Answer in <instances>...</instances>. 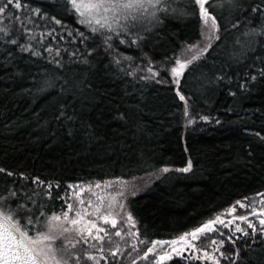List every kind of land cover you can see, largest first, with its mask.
I'll return each instance as SVG.
<instances>
[{
    "label": "trees",
    "instance_id": "obj_1",
    "mask_svg": "<svg viewBox=\"0 0 264 264\" xmlns=\"http://www.w3.org/2000/svg\"><path fill=\"white\" fill-rule=\"evenodd\" d=\"M20 2L23 4L24 0ZM14 3L15 0L10 9L22 20L25 12L15 10ZM258 3L260 0H246L245 8L250 10ZM27 4L49 16L63 17L70 28L85 30L77 18L56 6L57 0H27ZM222 11L229 20L235 15H229L227 7ZM217 18L223 26L225 21L219 15ZM48 23L63 34L60 26ZM256 23L254 20L253 24ZM3 26L12 27L14 32L20 28L19 23L6 15L0 16V27ZM240 30L232 32L238 35ZM199 38L200 22L195 16L170 15L152 29L151 39L142 49L118 42L117 47L120 53L135 58L136 63L144 59V53L159 62L180 49L184 42L192 43ZM222 40L219 48H216L219 42L213 44L196 71L191 75L186 72L181 79L180 90L189 98L191 114L197 116V122L188 127L183 116L184 102L179 100L172 82L160 84L124 77L110 63L111 53H99L91 68L66 64L65 70H61L43 58H30L28 53L17 54L16 59L8 62L0 48V168L58 181L60 188L53 189V196L57 197L65 196L70 184L140 177L167 167L168 172L159 174L128 202L139 229L137 238L142 241L139 245L142 252L133 259L117 257L119 264L133 261L156 264L153 257L170 252L172 239L201 226L236 201L264 193V141L254 135L259 132L264 136V79H258L249 91L238 89L237 82L246 78L251 61L236 63L230 57L234 48L232 34H225ZM63 46L69 49L68 54L61 53L67 61L72 43L65 42ZM260 54L257 47L249 56ZM260 66L257 62L256 67ZM221 69L232 76V81L210 85L201 76L204 73L212 79ZM57 75L64 79L56 80ZM44 79H53L56 86L37 94L36 85ZM64 80L72 85L79 83L73 89L74 96L60 94V85L69 87ZM230 90L237 95L231 96ZM61 104L68 106L69 112L74 108L77 120L57 119ZM119 112H125L127 121L117 118ZM203 115L212 119L200 120ZM216 119L221 123L216 124ZM189 159L192 169L187 173L180 171ZM12 180L13 177L0 173V187ZM27 187H31L30 182ZM53 203L59 211L63 200L57 198ZM214 236L216 233H211ZM226 236L227 233L225 252L239 248L236 264H264V244L246 248L244 241L248 238L241 237L233 246ZM152 241L169 243L157 244V253L142 259ZM109 257L102 264H114L112 256ZM163 264H195V261L174 259Z\"/></svg>",
    "mask_w": 264,
    "mask_h": 264
},
{
    "label": "snow or ice",
    "instance_id": "obj_2",
    "mask_svg": "<svg viewBox=\"0 0 264 264\" xmlns=\"http://www.w3.org/2000/svg\"><path fill=\"white\" fill-rule=\"evenodd\" d=\"M245 3L246 0H187V2L185 0H57L56 6L63 13L77 18L78 23L85 26V30L81 31L79 28L67 26L63 17L49 16L40 8H33L27 4V0H24L23 4L20 0H15L14 9H23L25 12L21 20L10 9L13 0H0V16L6 15V18L14 19L20 24V28L15 29V32L10 26L0 27V48L8 62L16 59L17 54L28 53L30 58H43L61 70H65L66 64H82L91 68L99 53L103 52L105 55L111 53L110 63L114 64L124 77L160 84L172 82L176 86L179 100L184 102L183 116L186 126L193 125L197 122V116L191 114L189 98L180 90L181 79L186 72L191 75L196 71L199 62L207 59V54L213 49L214 43L219 42L216 43V48L221 46L225 34H232L234 38V48L230 57L236 63L251 61L246 78L237 82L238 89L249 91L258 79H264V0L252 5L250 10L245 8ZM225 7L228 8L229 15L235 14L231 20L222 11ZM249 12L257 15L252 16ZM170 15L180 18L195 16L200 22L201 40L184 42L180 49L159 62L144 53V59L136 63L135 58L120 53L117 42L142 49L151 39L152 29L163 23ZM218 15L225 21L223 26L221 20L217 18ZM241 15L243 19L240 18ZM254 20L257 21L255 25ZM48 21L60 26L63 34L57 33L56 27ZM241 25L244 26L242 30H240ZM234 29L240 30L238 35L232 32ZM58 36L60 39H57ZM48 37H51V40H48ZM65 42H71L73 48L67 61L61 54L69 53V49L63 46ZM257 47L260 48L261 54L250 57L249 53H255ZM81 48L84 49L83 52L80 51ZM257 62L260 63V67H256ZM201 76L210 85L232 81V76L222 69L214 74L212 79H208L204 73H201ZM55 79L64 78L57 75ZM64 84L69 87L60 85V94L72 93L74 96L73 89L78 88L79 83L72 85L68 80H64ZM55 86L53 79H44L37 83L35 91L40 94ZM88 87L91 85L89 84ZM229 94L233 97L237 95L231 90ZM61 118L72 122L78 117L74 108L69 112L68 106L61 104L57 119ZM117 118L127 121L128 116L125 112H119ZM199 119L210 121L212 118L203 115L199 116ZM215 123L221 122L216 119ZM69 132L71 134V130ZM254 135L264 141V136L259 132ZM192 167V161L189 159L187 166L180 171L187 173ZM158 171L166 173L169 169L164 167ZM0 173H4L5 177H13L10 184L5 183L0 187V264H89V262L99 264L97 255L89 249H97L102 258L108 261L109 257L104 255L105 242L110 245L107 250L113 253L112 261L114 264H119L116 253L120 252V244L114 241L113 236L123 240L125 236L140 235L139 229L134 232L129 231L136 228L137 222L131 211L125 212L127 196L129 194L135 196L139 189L136 184L124 180L123 177L87 183L79 187L78 192L75 191L77 185H69L68 190L72 191L73 196L78 200L74 206L67 195L53 196V189L60 188L58 181L53 182L39 175L33 176L25 171L15 173L4 168H0ZM29 182L30 188L27 187ZM102 184L105 189L113 190L112 193H108L107 206L104 195L95 196V201L89 199L86 204L82 195L85 190L92 192L93 188L101 189ZM256 195L264 196V193ZM57 198L63 200L59 211L55 210L53 203ZM261 205H264V199L257 202L255 199L245 197L242 201H236L230 209L225 210L224 217L209 219L191 232H185L178 237V240L170 242L173 245L170 252L157 254L153 259L156 264H163L165 260L173 259V253L177 257H184L187 249L191 248L203 253V256H196V259L221 264V258H224L236 264V260L239 259V248L227 253L221 250L225 239L217 238L224 237L223 229H228L229 234L226 239L233 246L236 245L237 239H241V236H236L237 233L248 238L244 241L246 248L258 243L264 244V207ZM238 208L244 209V214H237ZM49 209L52 210L48 211ZM121 213L124 215H120ZM250 217H255V220ZM101 221L103 224L100 223ZM237 221L244 222L246 226H242ZM118 225L121 226L118 228ZM113 229H115L114 233ZM71 233L75 235L69 239ZM209 233H216V236L209 237ZM202 235L208 238L209 243L216 246L215 251L210 252L207 244L202 243L200 247L197 246L195 241H200ZM178 241H183V245L179 248L175 247ZM151 243L152 246L144 251L142 259L147 260L149 254L157 253V244H168L169 241ZM77 245L82 246L81 250H76Z\"/></svg>",
    "mask_w": 264,
    "mask_h": 264
},
{
    "label": "rangeland",
    "instance_id": "obj_3",
    "mask_svg": "<svg viewBox=\"0 0 264 264\" xmlns=\"http://www.w3.org/2000/svg\"><path fill=\"white\" fill-rule=\"evenodd\" d=\"M199 40H201V36L199 38ZM194 125V124H193ZM188 126H192V125H187ZM159 174H161L160 172L156 173V174H151V175H145V176H140V177H132V178H124V180L126 181H129L130 183H133V184H136L137 187H138V192H140L141 190L145 189L148 185H150L157 176H159ZM105 180H115V178H112V179H105ZM105 180H102V181H105ZM95 181H88V182H81V183H74V184H70V185H77L78 187L75 189V191H79V187H82L84 186V184H87V183H93ZM113 190L112 189H105L103 184L101 186V189H95L93 188L92 192H89L87 190H85V192L82 194L84 199H85V203L87 204V201L89 199H92L93 201H95V196H98V195H104L105 196V206H107V203L109 202V196H108V193H112ZM95 193V195H94ZM66 195L70 198V202H73L74 203V206H76V204L78 203V200H77V197L73 196V192L72 191H69L67 189L66 191ZM130 197H132V195H128L127 196V200H126V209H125V212L126 211H129V206H128V202H129V199ZM117 199H120V198H117ZM250 199H255L257 202L261 199H264V196H253V197H250ZM242 201V200H241ZM261 207H264V205H261ZM227 209H230L227 208ZM226 210V209H225ZM225 210L221 211L220 213H218L217 215H215L212 219H214L215 217L217 216H221V217H224L226 215L225 213ZM118 211V209H117ZM244 209H240L238 208V212L237 214H244ZM120 215H124V213H121ZM251 219H254L255 220V217H250ZM101 224H103V222L101 221L100 222ZM237 223H241L242 226H246V224H244V222H240V221H237ZM258 223V221H257ZM121 225H118L117 227L119 228ZM106 227H110V226H106ZM135 229H129V231H135ZM113 233L115 232V229L112 230ZM224 233L226 232L227 234H229V230L228 229H223ZM188 232H191V231H188ZM225 233V234H226ZM184 234V233H183ZM181 234V235H183ZM75 235L74 233H71L69 234V239L72 238V236ZM179 235V236H181ZM178 236V237H179ZM209 237H211V233L208 234ZM236 236H241L242 237V234L240 233H237ZM178 237L172 239V240H178ZM218 238H225L224 237H218ZM217 238V239H218ZM236 238V237H234ZM113 239L114 241L118 242L120 244V252L119 253H116V256L122 259H133V257H138L139 254L142 252L140 251V247L139 245L142 243V241L137 238L136 236H125L123 240H121L119 237H115L113 236ZM189 239H191V237H189ZM171 240V241H172ZM197 243V246L200 247L201 244H207L208 245V249L210 252L212 251H215V247L214 245H212L211 243H209V240L207 237L205 236H201V240L200 241H195ZM144 243V242H143ZM183 245V241H178L177 245H175V247H181ZM81 245H77L76 246V250H81ZM84 248H87L88 246H83ZM108 247H110L109 244H107V242H105V252H104V255L106 256H112V252H109L107 249ZM173 245L170 244V251L172 249ZM142 248V247H141ZM90 251L94 252L97 257H98V260H99V264H102V262H106L102 256L100 255V253L98 252L97 249H89ZM221 250L224 251V249L222 248ZM115 251V249L113 248V252ZM218 255V253H217ZM196 256H203V253L202 252H197L196 250L194 249H191V248H188L187 251L185 252V255L184 257H177L175 255V253H173V259H179L181 262L184 260V261H189V262H194L195 261V264L197 262H199V264H212V261L210 260H205V259H196L195 257ZM110 259V257H109ZM230 260H225L224 258H221V264H228ZM89 264H95V262H89ZM232 264V262L230 263Z\"/></svg>",
    "mask_w": 264,
    "mask_h": 264
}]
</instances>
